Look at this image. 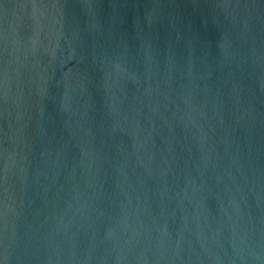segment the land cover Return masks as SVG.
<instances>
[{
	"label": "water",
	"instance_id": "95a60500",
	"mask_svg": "<svg viewBox=\"0 0 264 264\" xmlns=\"http://www.w3.org/2000/svg\"><path fill=\"white\" fill-rule=\"evenodd\" d=\"M0 264H264V0H0Z\"/></svg>",
	"mask_w": 264,
	"mask_h": 264
}]
</instances>
